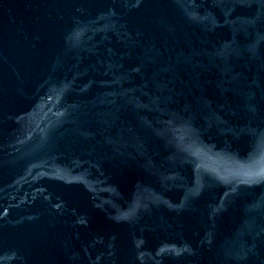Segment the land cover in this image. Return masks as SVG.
I'll list each match as a JSON object with an SVG mask.
<instances>
[{
    "label": "water",
    "instance_id": "obj_1",
    "mask_svg": "<svg viewBox=\"0 0 264 264\" xmlns=\"http://www.w3.org/2000/svg\"><path fill=\"white\" fill-rule=\"evenodd\" d=\"M0 264H264V0H0Z\"/></svg>",
    "mask_w": 264,
    "mask_h": 264
}]
</instances>
